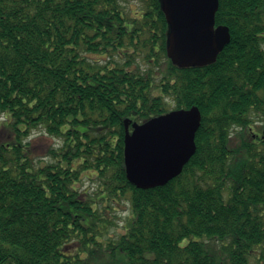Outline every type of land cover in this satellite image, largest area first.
Wrapping results in <instances>:
<instances>
[{"label":"trees","instance_id":"16d2710c","mask_svg":"<svg viewBox=\"0 0 264 264\" xmlns=\"http://www.w3.org/2000/svg\"><path fill=\"white\" fill-rule=\"evenodd\" d=\"M128 2L0 0V114L14 135L0 147V264H264V141L251 128L264 125V0H218L230 41L185 68L167 58L162 0ZM193 106L181 174L131 185L124 119ZM38 128L63 143L35 169L20 149ZM88 171L99 198L75 188ZM121 200L124 232L102 240L100 210Z\"/></svg>","mask_w":264,"mask_h":264},{"label":"water","instance_id":"95a60500","mask_svg":"<svg viewBox=\"0 0 264 264\" xmlns=\"http://www.w3.org/2000/svg\"><path fill=\"white\" fill-rule=\"evenodd\" d=\"M162 9L169 25L167 57L180 68L212 64L230 41L226 26L214 28L218 0H162ZM200 122L201 113L196 106L141 124L124 120V168L128 182L147 190L164 186L177 177L195 154ZM261 138L264 141V128Z\"/></svg>","mask_w":264,"mask_h":264},{"label":"rangeland","instance_id":"374dc122","mask_svg":"<svg viewBox=\"0 0 264 264\" xmlns=\"http://www.w3.org/2000/svg\"><path fill=\"white\" fill-rule=\"evenodd\" d=\"M138 0H129L128 6L134 9ZM88 57L94 61L101 59L98 55H88ZM170 102V101H169ZM168 102V103H169ZM252 133L261 137V131L263 129V122L259 119H255V122L251 125ZM14 135L10 133L9 119L8 117L0 114V147L12 142ZM22 145L25 146L20 149L28 158V161L33 165L35 169L43 167L47 164L54 163L56 158L54 153L62 147V140L57 137L50 136L44 129L38 128L31 130L26 136L22 138ZM258 142V139L256 140ZM8 147H5V149ZM5 156L10 157V151H4ZM75 188L82 194V197H91L92 199L99 198L102 194V182L98 179L93 172L88 171L81 175V180L76 183ZM98 201V207L101 208L102 204ZM111 209L105 205L104 210H100L102 221L99 222V229L104 235V239H114L117 235L124 232V226L129 217H131L130 205L127 201L121 200L111 205ZM101 224L104 227H101ZM75 246L69 247L67 250H74Z\"/></svg>","mask_w":264,"mask_h":264}]
</instances>
